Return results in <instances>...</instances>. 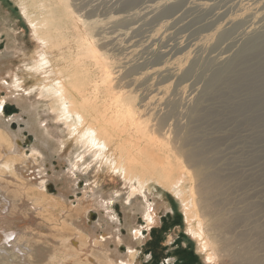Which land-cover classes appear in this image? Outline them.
Returning <instances> with one entry per match:
<instances>
[{
	"label": "bare ground",
	"instance_id": "6f19581e",
	"mask_svg": "<svg viewBox=\"0 0 264 264\" xmlns=\"http://www.w3.org/2000/svg\"><path fill=\"white\" fill-rule=\"evenodd\" d=\"M247 1L243 13L233 18V22L240 23L252 17L256 24L263 23L254 26L256 30L264 32V0ZM73 4L81 7L79 12L70 15L69 31L66 23L53 21L58 15L53 11L49 16L47 11L38 12L37 20H31L25 16L26 8L21 4L0 0V45L6 44L4 50L0 49V91L8 92L0 102V193L12 200V208L16 211L33 212L43 226L36 233L31 227L22 229L18 216V228L12 234L0 232V264H134V250L140 245H137L139 230L145 228L150 235L152 226L162 224L159 208L155 205L149 213L143 197L136 196L138 190H146L154 183L169 190L180 188L187 211L186 187L191 179L198 183L195 187L191 184L190 188L198 197V212L205 218L204 222L195 224L203 225V229L198 227V233L195 229L187 231L198 238L197 246L208 249L222 264H264V147L259 146L250 155L262 163L248 167L242 164V159L224 162L223 157L228 152L223 149L222 142L231 138L226 134L227 137L221 136V139L216 137V132L224 127V116L247 121L244 114L228 112L240 97L244 100L240 107L244 112L260 109L249 116V123L257 129L255 138L264 139L262 102L251 100V95L260 91L256 85L264 86V73L260 72L264 67L259 68L251 61L264 52V34L246 35L248 42L237 55L241 62L239 69L229 67L232 58H226L223 66H218L216 59L209 60L205 66V73L212 71L213 76L207 81L202 97L206 99L211 94L218 97L219 91L221 95L226 93L225 97L231 95L227 103L220 101L218 110L221 115L225 110L228 113L220 118L218 114L203 116L193 107L188 109L190 114L186 113L183 121L176 120L173 125L170 124L171 116L160 112L171 101L159 94V88L144 91L139 87L140 93L134 88L136 93L130 104L123 101L121 87L110 85L112 77L106 65L108 54L104 43L108 37L91 32L87 4ZM73 4H70L72 9ZM197 6L204 9L207 4L199 2ZM37 8L40 7L34 10ZM15 11L18 15L13 17ZM16 21H24L31 30V41L38 46L33 52L38 60L27 66L30 72L38 75L32 82L26 81L30 76L22 70L27 61L23 46L28 45V39L20 42L24 34H20ZM72 31L81 32V36L70 37ZM136 63L134 60L133 65ZM121 65L120 62L116 68L121 69ZM142 68V65L134 66L131 73L135 72L142 80L138 73ZM200 100L199 96L191 101L198 104ZM7 101L15 103L20 113L6 118ZM52 114L57 118L51 126L44 118ZM14 122L18 124L17 130ZM213 123L217 124L215 130L208 128ZM26 131L33 134L36 142L28 155L21 153ZM69 132L74 139L73 151H69L62 140ZM175 133L179 135L177 149L170 143V135ZM174 155L184 161L185 167H178L180 173L175 172L172 164ZM110 167L117 177L123 176L125 182L137 184L129 196L108 190L103 174ZM187 169L192 174L187 175ZM49 180L57 187L55 195L46 191ZM10 185L16 189L10 190ZM228 185L237 190L252 185L251 189L257 190L258 202L251 201L253 195L247 196L245 191L247 205L239 200L228 203ZM116 200L120 202L122 217L114 209ZM92 212L98 214L93 225ZM190 214L186 215L189 226L193 220ZM140 219L146 222L143 228L139 226ZM12 223L16 222L2 216L0 230L10 232ZM202 230L208 232L207 236ZM16 232L29 234L15 238ZM211 239L216 245L210 244ZM125 245L128 247L126 255L122 253Z\"/></svg>",
	"mask_w": 264,
	"mask_h": 264
},
{
	"label": "rangeland",
	"instance_id": "374dc122",
	"mask_svg": "<svg viewBox=\"0 0 264 264\" xmlns=\"http://www.w3.org/2000/svg\"><path fill=\"white\" fill-rule=\"evenodd\" d=\"M3 1L17 3V5L21 4L24 6L26 8V13L24 12V14L27 19L29 18L31 20H37L35 15L38 12L43 14L47 11L48 16L49 12H54L58 15L53 21L55 22L58 20V22L66 23V27L69 31H71V29L68 28L67 23L72 21L70 15L75 14V11L79 12L81 7V5L78 4L79 6H75L73 3L82 2L87 4L91 32L95 35H98V33L102 35L106 34L105 36L108 37V40L106 42L104 41V43L105 50L108 54V56H106V65L108 66V72L111 73L112 77V83L109 84L119 85L121 87L120 91L122 92L123 101L129 104L133 93H136L134 88L138 89L137 93L141 92L139 87H143L144 91L146 88L155 91L159 88V94L161 96L166 95V98L171 101V104L165 106L166 108L164 107L160 112L168 114L169 117L171 116L170 124L172 123L173 125H176L178 120L183 121L188 109L190 110L193 107L197 108L199 113H202L203 116H206L205 114H218V110L221 108L220 101L227 103L231 100L232 96L229 95L225 97L226 93L221 95V92L219 91V98L214 94H211L209 98L206 97V99L202 97L207 90V81L213 76L212 71H207L205 73V66L211 59L218 60V66H223L226 58H232L233 62L229 67L233 70L239 69L241 62L237 55L239 56L238 52L243 50L248 42V40H246V35L255 37L259 34H264V32L257 31L255 28L259 25L262 26L263 23L256 24L252 17H248L240 23L233 22V18L243 13V7H246L248 4L247 0H236L237 2L235 0ZM199 2L206 3L207 7L200 9L197 6V3ZM260 2H263V0ZM71 3L75 6L73 9L71 8ZM36 6H39L41 9L37 8L34 10V7ZM17 15L16 11L12 14L13 17H16ZM50 16L53 15L51 14ZM15 23L19 25L20 34H24V36L20 38V42L28 39V45L23 46L25 47L23 54L27 61L23 63L22 70H24V73L27 74V76L31 77H28L26 81L32 82L38 75L35 72H30L27 66L32 65L31 61L34 63L38 60L36 57L37 55H34L33 53L38 46L31 41V30L27 28L24 21L21 23L16 21ZM98 28H100V30ZM73 31L70 37L81 36V32ZM209 35L211 37H209ZM207 37H209L210 40H208ZM5 47V43L0 45V49L2 48L1 50H4ZM263 53L256 56L257 58L254 57L251 60L252 63L259 66V68L264 67ZM134 60H137L135 65H133ZM120 62L123 66L121 65V69H117L116 66L120 65ZM138 65H142L143 67L138 71V73L142 75V80L140 77H136L135 72L134 75L131 73V71H134V66L138 68ZM260 72L264 73V70L260 69ZM256 86L260 91L253 93L251 95V100H260L262 102L261 109L264 111V86L261 84H257ZM7 93V90L0 91V102L6 97ZM199 96L201 100L198 104L191 101L197 99ZM221 96L223 98H221ZM152 100L154 103L155 99ZM243 103L244 100L239 97V100L236 99L235 107L228 112L244 114L246 116V119L244 120L247 121H242L243 118L240 120L233 119V121L231 118L229 119L227 116H224L228 113L226 112L227 110H225L224 114H218L217 118L223 116L226 117L225 120L223 119L224 127H222V129L224 130L226 127L227 128L224 131L220 129L221 131L219 130V132H216L218 134H216V137L221 139L222 137L230 136L231 138L228 141H221L223 143V149H226V152H228L226 153L227 155L225 154V157H223L224 162L230 161L234 163L235 159H237L236 161L238 162L242 159L244 162L242 164L249 167L262 163V161L256 162L251 156L257 149L264 147V139H260V142L259 139L255 138L257 129L253 127V123H249V116L256 114L260 109H254V112L248 111V113H246L244 112L245 109L240 108ZM5 105L6 118L14 117L15 114L20 113L19 108L15 103L7 101ZM196 105H198V107ZM136 113L138 114V112ZM188 114L190 113H187V115ZM56 118L57 116L52 114L51 116H46L44 119L49 120L52 126V121H56ZM210 125L211 127L208 128L215 130L217 124L213 123ZM14 126L15 130H17L18 124L14 122ZM252 131L255 132V134ZM178 137L179 135H176V133L174 136L170 135V143L176 149ZM62 140L64 141L65 146H69V151H73L71 145L72 142H74V139L72 138L71 132H69L68 135H63ZM253 142L256 143L254 144ZM35 143L33 134L26 131L24 142L21 144V153L25 152L27 155L31 154V149ZM228 148L230 150L233 148L231 150L232 152L229 151ZM251 151L253 152L251 153ZM172 164L175 167L176 173L181 172L178 167H185L184 161H182V158L178 155L173 156ZM47 167L49 168L50 165L48 164ZM56 167H58L57 164ZM112 171L113 170L110 167L106 174H103L108 190L121 195L126 193L127 196H129L128 194L137 187V184L125 182L123 176L122 178L117 177L116 173ZM187 171V175L190 173L192 174L188 169ZM191 181H187L189 185L186 187V203L188 205L187 209L189 208L187 211L185 210L186 207L182 200L184 197L180 188L169 190L163 186L161 187L158 183H154L146 190H138L136 196L139 198L143 197L149 213L153 206L156 205L159 208L158 213L162 218V224L156 227L152 226L153 229L150 232V235L149 231L145 230V228L139 230L140 234L137 245H140L134 250V264H222L218 258L214 259L212 255H210L208 249L197 246L198 238H194L187 232L188 229H195L198 233V227L203 229V225L196 226L195 224L205 221V218L201 216L200 212H198V206L196 205L198 197L190 188L191 184L195 187L198 183L193 179H191ZM83 186L84 181L80 182V187L82 188ZM251 187L252 185L250 188L237 190L231 185H228L229 193L226 194V200L229 201L228 203H234L236 200L242 201L244 204L249 203V200H247L244 195V192L246 191L247 196L253 195L251 201L258 202L257 190L251 189ZM262 188H264V185ZM9 189L15 190L16 187L10 185ZM46 191L49 195L57 194V187L52 180L47 181ZM113 206L116 212L122 217L120 202L116 200L113 203ZM26 212V210L20 212L18 209L17 211L16 209H13L12 200L6 199L5 195L0 193V217L2 218V216H4V218L8 220L11 219L16 222L15 224L12 223V230L10 232L6 229H2L0 232L12 234L13 231L18 228V220L21 223L20 227L22 229L31 227L35 233L36 231L42 230L43 226L39 224L41 219L34 218L33 212ZM189 213H191L190 215L193 217L192 225L190 226L187 225L186 219V215H189ZM91 214V224L93 225L98 220V214L96 212H92ZM18 216L19 219L16 221ZM145 225L146 222L140 219L139 226L143 228ZM202 231L203 235L207 236L208 232H206V234L204 233L206 230ZM27 232H22L21 234L16 232L14 237L17 238L23 236V233H25V235L29 234ZM143 237L146 239L141 241ZM199 241L201 242L200 236ZM210 242L212 246L216 245L213 239H211ZM24 243H27V241L25 240ZM10 246L12 247V243ZM122 253L124 255L128 253V247L126 245L123 246Z\"/></svg>",
	"mask_w": 264,
	"mask_h": 264
}]
</instances>
